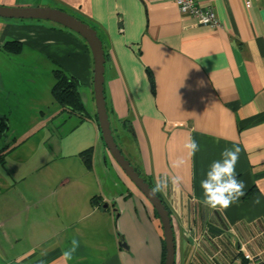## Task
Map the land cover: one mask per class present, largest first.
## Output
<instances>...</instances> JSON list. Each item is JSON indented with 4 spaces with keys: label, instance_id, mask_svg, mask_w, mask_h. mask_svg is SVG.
<instances>
[{
    "label": "crops",
    "instance_id": "0c3cea01",
    "mask_svg": "<svg viewBox=\"0 0 264 264\" xmlns=\"http://www.w3.org/2000/svg\"><path fill=\"white\" fill-rule=\"evenodd\" d=\"M197 3L215 12L217 27L198 24L175 0H0L59 8L96 29L114 140L153 188L162 176L178 179L157 192L170 212L174 264H246V254L264 264V0ZM7 41L20 50L7 52ZM54 69L78 82L85 116L53 100ZM0 116L8 123L0 264H65L73 238L79 247L67 264H161L158 216L104 145L92 55L78 34L0 17ZM189 138L200 146L195 156ZM233 146L246 194L213 211L200 203L199 182ZM88 148L89 164L80 154Z\"/></svg>",
    "mask_w": 264,
    "mask_h": 264
},
{
    "label": "water",
    "instance_id": "95a60500",
    "mask_svg": "<svg viewBox=\"0 0 264 264\" xmlns=\"http://www.w3.org/2000/svg\"><path fill=\"white\" fill-rule=\"evenodd\" d=\"M0 17L7 19H34L50 21L78 34L87 44L93 60V97L96 108V117L104 145L115 163L124 172L126 177L147 199L158 216L164 242L163 264H174L175 242L169 211L157 193L143 177L139 175L130 161L118 147L108 118L104 95L105 51L103 43L96 29L90 24L62 9L43 7H7L0 5Z\"/></svg>",
    "mask_w": 264,
    "mask_h": 264
},
{
    "label": "clouds",
    "instance_id": "9594fccd",
    "mask_svg": "<svg viewBox=\"0 0 264 264\" xmlns=\"http://www.w3.org/2000/svg\"><path fill=\"white\" fill-rule=\"evenodd\" d=\"M185 147L190 156H195L200 150L198 142L191 138H189ZM239 153V147L224 148L220 153V158L214 160L204 173L203 178L199 182L201 190L199 200L207 208L223 212L233 204L238 203L240 198L246 194V185L243 180L238 178L236 170ZM170 183L176 185L178 179L167 175L158 178L152 190L153 193L164 191ZM261 195L264 196V191L261 192ZM254 203L259 204V198ZM78 247L79 241L73 238L71 247L65 249L61 254V259L65 264L73 259Z\"/></svg>",
    "mask_w": 264,
    "mask_h": 264
},
{
    "label": "trees",
    "instance_id": "16d2710c",
    "mask_svg": "<svg viewBox=\"0 0 264 264\" xmlns=\"http://www.w3.org/2000/svg\"><path fill=\"white\" fill-rule=\"evenodd\" d=\"M4 49L7 52H17L20 50V43L16 41H7L4 44ZM105 57H106V54H105ZM53 75H54V84L51 89L53 100L57 104H59L62 110L65 111L68 115L79 113L82 116H85L86 112L84 110L83 104L81 102V99L78 93V82L72 77L67 76L60 69H54ZM7 130H8L7 119L5 117L0 116V138H2L6 134ZM5 153H6V150H4L3 148L0 149V161L4 160ZM80 154H82L85 161L89 164L90 148L82 151ZM169 215H170V212H169ZM163 256H164V250H163ZM161 264H163V260Z\"/></svg>",
    "mask_w": 264,
    "mask_h": 264
},
{
    "label": "built area",
    "instance_id": "2783aa9c",
    "mask_svg": "<svg viewBox=\"0 0 264 264\" xmlns=\"http://www.w3.org/2000/svg\"><path fill=\"white\" fill-rule=\"evenodd\" d=\"M175 3L181 13L194 17L198 24L214 27L219 25L215 12L210 8L200 7L197 0H175ZM243 259L247 260L246 264H260L258 259L247 254Z\"/></svg>",
    "mask_w": 264,
    "mask_h": 264
},
{
    "label": "rangeland",
    "instance_id": "374dc122",
    "mask_svg": "<svg viewBox=\"0 0 264 264\" xmlns=\"http://www.w3.org/2000/svg\"><path fill=\"white\" fill-rule=\"evenodd\" d=\"M83 20V19H82ZM84 21V20H83ZM86 22V21H85ZM89 24V23H88ZM17 127H18V125H17ZM65 127H66V125L63 127L64 128V130H65ZM36 135H37V138L38 137H40L41 135L40 134H38V133H36ZM2 139V138H1ZM1 139H0V141H1ZM64 141H66V140H64ZM28 143H30V142H28ZM31 144L32 145H35L36 144V142H34V140H33V142H31L30 144H27L26 145V147L25 148H22V149H26V150H28L29 149V147L31 146Z\"/></svg>",
    "mask_w": 264,
    "mask_h": 264
}]
</instances>
